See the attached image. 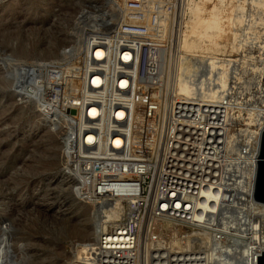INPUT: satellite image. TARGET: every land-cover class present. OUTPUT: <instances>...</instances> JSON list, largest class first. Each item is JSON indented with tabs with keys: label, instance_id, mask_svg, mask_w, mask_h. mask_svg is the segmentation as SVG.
I'll return each instance as SVG.
<instances>
[{
	"label": "built area",
	"instance_id": "built-area-1",
	"mask_svg": "<svg viewBox=\"0 0 264 264\" xmlns=\"http://www.w3.org/2000/svg\"><path fill=\"white\" fill-rule=\"evenodd\" d=\"M112 1L107 17L90 10L61 59L27 64L21 76L24 99L50 105L71 194L103 209L84 262L258 264V103L216 91L229 68L211 60L194 68L191 97H179L169 76L178 0Z\"/></svg>",
	"mask_w": 264,
	"mask_h": 264
},
{
	"label": "rangeland",
	"instance_id": "rangeland-1",
	"mask_svg": "<svg viewBox=\"0 0 264 264\" xmlns=\"http://www.w3.org/2000/svg\"><path fill=\"white\" fill-rule=\"evenodd\" d=\"M215 1L178 0V12L182 20L193 18L195 9L201 17L215 12L212 15L221 26L230 19L231 42L221 27L220 45L212 53L218 54L221 68H229L216 81L215 90L230 92L239 102L255 100L260 120L264 115V0H220L214 9ZM110 4V0H0L2 264H86L85 242L94 240L101 227L92 215L94 205L71 194L50 105L36 97L27 100L25 89L14 85V70L61 59L66 45L81 36L85 16H94L90 10L100 6L99 15ZM190 77L196 83L198 74L192 70Z\"/></svg>",
	"mask_w": 264,
	"mask_h": 264
},
{
	"label": "bare ground",
	"instance_id": "bare-ground-1",
	"mask_svg": "<svg viewBox=\"0 0 264 264\" xmlns=\"http://www.w3.org/2000/svg\"><path fill=\"white\" fill-rule=\"evenodd\" d=\"M110 1H111V4L106 7L107 9L106 11L108 12L110 9H114L116 7L113 1L112 0ZM214 3L217 4L214 6V9H216L218 5L220 4V0L218 1L216 0ZM205 4L203 6L201 5L202 8L205 6ZM179 5H181L180 2L177 3V12L181 11V7L178 10ZM192 12L191 13L194 15V17L193 18L191 17L190 20H187L185 17H184L185 20H182L180 16L181 12L180 13L178 12L179 16H178V13L176 14L177 15L176 23H177V26L179 27L178 42H177L176 53L174 52L173 57H172L173 60H172V66H171V73L169 75L170 76V86L173 87L174 91L177 92L179 97H183V98L191 97V93L193 91L195 83H192L190 81V78H191L190 72H192V70L194 71L195 67L200 66L199 64H204L205 68L208 69L207 67L208 64H205V63L206 61L208 62L209 60H211V66L220 67L218 64L219 62L218 54L216 55L212 53L214 51L213 49L218 48L220 45L219 43H217V40L219 39V36H220V30H222L221 27H223V31L227 30V39L229 42H231V21L229 18L225 20L224 22H222L223 25L221 26V22H219V20L216 19L215 15L214 16L212 15L215 12H213L212 14L208 13L204 17L200 16V13L199 11H197V9L193 10ZM104 15H105L104 11L101 14H99V16H104ZM104 17H107V16H104ZM179 24H182V25L180 26ZM227 55H229V53ZM224 63L228 64V61H224ZM20 68L22 67L18 66L17 68H15L14 71L20 77L19 81H21L20 82L21 86L17 87V84H15V82H14V85L17 88L25 89V86H24L25 81L21 79V76L25 74V70L20 69ZM203 73L201 76H203ZM34 97L38 98L37 96H34ZM74 112L75 111H73V113ZM49 118H52V116H49ZM259 121L260 122L258 125L260 126V128H263L264 127V115H262ZM256 129H258V127H256ZM256 133L258 134L259 131ZM93 205L97 207L96 209L93 206L94 215H98L100 219L97 220V222H99V224L102 226V224L104 223L103 221L101 222L100 220H101V217L105 216L104 214H101L103 209L100 212L99 204L93 203ZM104 212L108 216L107 221L108 220L114 221L118 217L117 213L112 215L108 213L107 210H104ZM98 235L99 234L97 235L95 234L94 240H96V238L99 237ZM0 264H2L1 259H0Z\"/></svg>",
	"mask_w": 264,
	"mask_h": 264
},
{
	"label": "water",
	"instance_id": "water-1",
	"mask_svg": "<svg viewBox=\"0 0 264 264\" xmlns=\"http://www.w3.org/2000/svg\"><path fill=\"white\" fill-rule=\"evenodd\" d=\"M258 159L254 197L257 201L264 203V130L262 132L261 151ZM258 264H264V252H262V256H258Z\"/></svg>",
	"mask_w": 264,
	"mask_h": 264
}]
</instances>
